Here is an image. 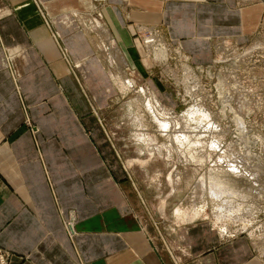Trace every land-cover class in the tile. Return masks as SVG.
Masks as SVG:
<instances>
[{"label":"crops","instance_id":"1","mask_svg":"<svg viewBox=\"0 0 264 264\" xmlns=\"http://www.w3.org/2000/svg\"><path fill=\"white\" fill-rule=\"evenodd\" d=\"M262 24L264 0H0L8 264H257L249 236L180 218L179 204L168 207L174 194L142 192L119 148L122 131L134 134L110 122L125 94L105 57L123 52L122 69L141 82L143 29L207 64Z\"/></svg>","mask_w":264,"mask_h":264},{"label":"rangeland","instance_id":"2","mask_svg":"<svg viewBox=\"0 0 264 264\" xmlns=\"http://www.w3.org/2000/svg\"><path fill=\"white\" fill-rule=\"evenodd\" d=\"M137 36L145 72L136 87L121 67L123 52L105 58L118 72L115 92L125 94L108 109L110 122L134 134L122 131L119 148L142 192L174 194L167 203L184 208L177 207L180 218L206 217L229 235L249 236L264 264V24L207 64L191 63L157 31ZM191 108L198 111L190 116Z\"/></svg>","mask_w":264,"mask_h":264},{"label":"bare ground","instance_id":"3","mask_svg":"<svg viewBox=\"0 0 264 264\" xmlns=\"http://www.w3.org/2000/svg\"><path fill=\"white\" fill-rule=\"evenodd\" d=\"M158 47V46H157ZM157 50V49H156ZM166 51V50H165ZM117 52V51H116ZM120 53V52H119ZM121 54V53H120ZM120 54H118V56L120 55ZM165 55V52L163 51V50H159V51H157V55L156 56H158V59H161L163 56ZM121 56V55H120ZM119 56V57H120ZM119 61L121 62L122 61V64L124 65L125 63H126V60L125 59H123V57L121 58V60H120V58H119ZM191 68V67H190ZM121 71V70H120ZM191 72H193V71H191ZM122 73V72H121ZM122 78H123V76H122ZM126 79V78H125ZM198 80V79H197ZM128 83H129V86L130 87H136L137 86V82H136V80L135 79H128ZM155 102H156V105L157 106H159L160 108H161V111L162 112H165V110L166 109H164L163 108V106L159 103V101L157 100V99H155ZM196 111H198V109L197 108H191V109H189L188 110V112H187V114H189L190 116L191 115H193ZM172 114V113H171ZM170 114V115H171ZM159 120V119H158ZM188 120V119H187ZM203 122V121H202ZM161 123V128H163V129H165V128H167L168 127V125H169V123H167V122H160ZM242 134V133H241ZM184 139V138H183ZM247 139V138H246ZM203 186V184H200V187L199 188H196V190H195V193L197 194V195H202V193L204 192V186ZM195 195V194H194Z\"/></svg>","mask_w":264,"mask_h":264},{"label":"built area","instance_id":"4","mask_svg":"<svg viewBox=\"0 0 264 264\" xmlns=\"http://www.w3.org/2000/svg\"><path fill=\"white\" fill-rule=\"evenodd\" d=\"M8 253L0 249V264H8Z\"/></svg>","mask_w":264,"mask_h":264}]
</instances>
